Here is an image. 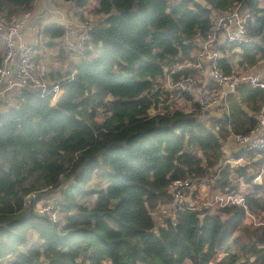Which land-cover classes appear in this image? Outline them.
Listing matches in <instances>:
<instances>
[{"label": "trees", "instance_id": "1", "mask_svg": "<svg viewBox=\"0 0 264 264\" xmlns=\"http://www.w3.org/2000/svg\"><path fill=\"white\" fill-rule=\"evenodd\" d=\"M34 1L0 0V17L11 19ZM92 1L102 17L65 78H52L61 95L53 102L26 88L17 107L0 112V264H264V227L248 218L264 212V183L253 181L264 154L241 149L226 160L223 146L255 127L264 91L242 84L206 124L196 104L171 110L164 89L167 77L174 83L195 73L175 69L193 61L216 17L238 5L250 13L252 42L220 47L240 53L217 67L229 75L264 61L261 0H62L80 10ZM63 35L55 22L36 30L66 57ZM238 160L245 164L230 163ZM96 172L105 183L98 189L91 187ZM209 180L218 194L239 193L244 184L245 208L169 209L174 183ZM64 184L55 201L63 224L36 214L35 200L23 207L28 194L41 200V192Z\"/></svg>", "mask_w": 264, "mask_h": 264}, {"label": "built area", "instance_id": "2", "mask_svg": "<svg viewBox=\"0 0 264 264\" xmlns=\"http://www.w3.org/2000/svg\"><path fill=\"white\" fill-rule=\"evenodd\" d=\"M32 19L31 10L4 19L0 17V50L2 59L0 62V112L9 107L19 105L22 91L31 88L41 96L51 95L54 102L61 95L59 83L48 78L46 68L37 60V53L32 44L22 40L21 34L27 29ZM250 20V13L244 7L238 5L227 14L219 15L215 19L213 31L205 39L199 42V52L196 62L185 63L176 67V71L181 68H193L197 78L188 75L172 83L167 77L166 85L170 90L191 97L194 99L201 113L205 114L215 105H222L227 95L234 94L237 89L246 84L252 88H259L264 91V75L258 71L252 74H224L217 67V60L220 59L219 48L225 44H249L252 42L247 34V25ZM94 25L88 21L79 23L75 28L72 25L64 26V46L68 51L79 52L86 48L89 33ZM208 84L221 89L217 91ZM235 144L240 149L246 151H256L264 154V110L257 117L255 127L245 135L233 136ZM230 162V161H229ZM235 165L243 166V160L230 162ZM254 182L260 185L264 183V168L254 177ZM208 185L213 187V180H209ZM173 202L170 210H183L191 204H186L184 197L187 193H195L199 186L195 182H176L173 185ZM244 190L239 193L214 194L213 199L207 200V206L211 212L214 210H226L245 208ZM186 193V194H185ZM36 193L28 194L24 199L25 208L31 207L32 200H35L33 211L48 217L54 223H61V210L55 202L44 204L37 200ZM206 204V203H205ZM213 207V208H212ZM216 208V209H214ZM251 223L255 227L264 226V217L258 214H248Z\"/></svg>", "mask_w": 264, "mask_h": 264}, {"label": "rangeland", "instance_id": "3", "mask_svg": "<svg viewBox=\"0 0 264 264\" xmlns=\"http://www.w3.org/2000/svg\"><path fill=\"white\" fill-rule=\"evenodd\" d=\"M170 2H175V1H180V0H169ZM195 3L198 4H202L205 5L206 2L205 0H192ZM94 3H91L90 5H88L84 10L81 11L80 14L77 15L79 22H84V21H88L91 24H93L94 26L96 24H98V22L100 21V17L99 15H96L93 13V7H95ZM102 17V16H101ZM226 47V45L224 46ZM199 52V48L197 49V51H195V53L193 54V61L191 62V64L196 62V57L198 55ZM233 56V55H232ZM230 60L232 57H229ZM78 61V56L76 53H72V54H68L66 57H61L59 56V54L56 55H50L47 59H45L44 61L41 62V64L46 68V71L49 74V71H52L53 74H60V76L62 78H65V74L71 70V66L73 63H76ZM179 67V66H178ZM184 69V68H182ZM254 71H258V73H264V61L259 63L255 68L251 69L249 72H245V71H241V70H237L236 73L238 74H252V72ZM192 76L194 78H197L196 75V71L195 73L192 74ZM209 87L220 91L221 89H219L216 86H213L212 84H208ZM167 89L170 91V95L167 98L168 101L167 103L170 104L172 106L171 110L174 109H180L184 112H190V110H192V105L195 103L193 98H189V100H187L184 95H180L179 93L170 90V88L167 87V85L164 86V89ZM219 106V105H218ZM160 107V106H159ZM219 107H217V105H215L211 110L207 111L205 114L200 113V119L203 120L204 123L209 124V119L213 116H216L217 113L219 112ZM201 112V111H200ZM152 113H154V111H152ZM226 144V143H225ZM232 150L228 147L224 148V154H225V159L229 160L231 159L230 156L232 154L231 152ZM243 163L245 164V161L243 160ZM105 185V183L103 181H101V179L99 178V173L96 172L93 176V180L91 182V187L98 189L100 187H103ZM199 188L200 186L206 188V192L210 193L212 190V188H210V185H208V181H201V183L198 184ZM65 188V184L63 186H61L58 190H45L43 192H41V190H39L41 193V197L43 198V200H41L44 204H50V201L52 202H60L61 201V195H60V189ZM204 188H200L199 191L195 192L194 194L192 193H187L184 197V201L186 202V204H191V205H198V207L202 208L204 206H207V201H205V195L202 193H200ZM43 190V189H42ZM214 192V191H213ZM39 195V192H36ZM214 194H218L217 192ZM200 195H203L201 198L199 199ZM207 198L209 197V195H206ZM91 200H93V197L81 200L80 203L82 204H88ZM199 200H204L203 202H200ZM206 203V204H205ZM213 208V207H212ZM216 209V208H214ZM162 213H163V208L160 207L157 210L153 211V215L155 220L158 222L161 221L162 218ZM65 215L61 213V219H64ZM62 219L61 223H64V220ZM264 221V219H263ZM253 226V224H252ZM255 227V226H253ZM264 227V226H261ZM256 228V227H255ZM239 236V235H238ZM232 245L230 244V247ZM232 253H235V249L234 247L231 248ZM223 256H221L220 258H222ZM185 264H189V262H186Z\"/></svg>", "mask_w": 264, "mask_h": 264}, {"label": "crops", "instance_id": "4", "mask_svg": "<svg viewBox=\"0 0 264 264\" xmlns=\"http://www.w3.org/2000/svg\"><path fill=\"white\" fill-rule=\"evenodd\" d=\"M91 3L96 4V2H93V1L90 2V4ZM94 6H96V5H94ZM263 6H264V0H261L260 1V7H263ZM85 8H83L81 10L80 9H76L75 5L72 2L65 3V2H62V0H35L31 4L30 10L32 12V19H31L27 29H25L22 32L21 38H22V40L24 42L32 44L34 46V49H35V51L37 53V60L38 61H44L50 55L58 54L59 47H57V41L56 40L53 41V42L50 41V40H47V39L42 41V40L39 39L41 36L37 38L36 37V30L38 28L43 27L44 25H46L48 23H52V22H55V23L61 25L63 28H64L65 25H69V24L72 25L73 27L77 28L79 23H80L79 20H78L77 15L80 14L81 11L84 10ZM99 17L101 18V16H99ZM48 41L52 42L53 44H55V46H53V47L46 46L45 43H47ZM61 42H62L61 43V47L63 48V46H62L64 44L63 38L61 39ZM198 45H199V42H198ZM198 48H199V46H198ZM65 52L68 53V50H66ZM234 53H240V50L237 49V48H233L229 52L227 49H225L223 52L220 51V55H221L220 58L225 57L227 59H230L229 58V57H231L230 54L233 55ZM232 60L233 59L231 58V60H230L231 63H233ZM237 60H238V57L234 61H237ZM262 74L264 75L263 72H262ZM47 75H48V78L50 80H52V78L54 76H56L57 74H53L52 71H49V74L47 72ZM217 107L220 108L219 112L217 113L216 116L211 117L209 119V122H211L212 119L220 118L221 111H222V106L219 105ZM263 110H264V106H263ZM227 139L228 140L226 142H224V144H223L224 148L228 147L229 150L231 149L233 152L241 150L235 144L233 135L231 137H228ZM263 168H264V166H263ZM200 188H204V187L200 186ZM243 188H244V184H240V190H242ZM202 192L205 195L204 196L205 199H206L205 201H207V200H209L211 198L213 199V197H214V192L213 191L208 193V192H206V188H204L200 193H202ZM206 195H209V197L207 198ZM202 196L203 195H200L199 199H202L201 198ZM199 201L203 202L204 200H199ZM258 216L264 217V212L258 213ZM221 217L225 218L226 215L225 214H221ZM186 262H188V261H186ZM211 264H213V263H211Z\"/></svg>", "mask_w": 264, "mask_h": 264}, {"label": "water", "instance_id": "5", "mask_svg": "<svg viewBox=\"0 0 264 264\" xmlns=\"http://www.w3.org/2000/svg\"><path fill=\"white\" fill-rule=\"evenodd\" d=\"M255 184H258V185H260L258 182H255Z\"/></svg>", "mask_w": 264, "mask_h": 264}]
</instances>
